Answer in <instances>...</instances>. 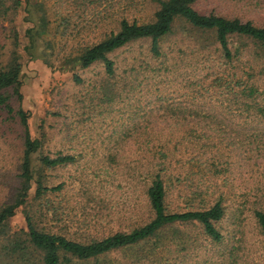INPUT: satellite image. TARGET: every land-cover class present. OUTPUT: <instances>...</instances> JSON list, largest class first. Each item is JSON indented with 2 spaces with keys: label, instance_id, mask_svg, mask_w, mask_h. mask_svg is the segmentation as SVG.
<instances>
[{
  "label": "rangeland",
  "instance_id": "374dc122",
  "mask_svg": "<svg viewBox=\"0 0 264 264\" xmlns=\"http://www.w3.org/2000/svg\"><path fill=\"white\" fill-rule=\"evenodd\" d=\"M194 6L264 24V0H196ZM157 7L158 0H0V67L13 57L22 64V98L9 87L10 104L29 112L30 134L41 140L27 199L0 235V264H42L25 213L37 228L80 240L149 220L146 169L159 147L172 177L170 209L208 204L224 192L222 239L212 240L198 222L175 223L70 264H264L254 216L264 207V49L235 34L227 60L213 30L177 17L158 55L147 37L110 51L113 74L101 60L84 68L72 60L117 29L121 17L149 20ZM22 148L19 117L0 108V205L18 187ZM58 151L75 160L40 164V153Z\"/></svg>",
  "mask_w": 264,
  "mask_h": 264
},
{
  "label": "trees",
  "instance_id": "16d2710c",
  "mask_svg": "<svg viewBox=\"0 0 264 264\" xmlns=\"http://www.w3.org/2000/svg\"><path fill=\"white\" fill-rule=\"evenodd\" d=\"M195 1L158 0V7L149 20L138 21L136 18L121 17L117 29L111 30L102 39L86 45L81 51L73 55L72 60L75 66L84 68L96 60H101L107 73L113 74L114 60L108 53L127 42L142 37L150 39V49L153 54L158 55L160 53L161 37L171 31L177 17H182L195 29L213 30L215 41L227 60L231 59L235 53L232 52L230 47V37L235 34L250 37L264 49V24H256L252 19L226 16L214 11H200L194 6ZM30 30V28H27L26 34L30 35ZM21 68L22 64L16 57H13L4 67H0V108L6 110L8 118L18 116L23 126L20 180L13 199L0 205V235L6 231L8 221L15 214L17 208L23 205L27 199L31 189V181L34 177L33 158L41 147L39 137H33L30 134L28 126L29 112L21 106L15 109L10 104L11 94L7 92V88H12L11 93L18 100L22 98ZM74 78L78 81L81 80L77 74H74ZM109 88L107 86L106 90L108 91ZM244 90L242 88V91ZM253 91L254 87L250 85L247 95L250 96ZM198 121H201V119L199 118ZM195 129L202 132L205 127ZM166 156V149L159 147L158 156L149 160L150 163L146 169L150 178L146 185V194L150 208L153 211L152 217L128 230H116L106 235L92 236L86 240H80L64 233L37 228L31 215L25 213L27 236L29 241L41 250L42 264H70L72 258L75 257L78 259L95 257L111 249L133 245L141 240L156 236L160 234L161 229L175 223L198 222L208 237L214 241L221 240L223 235L218 222L227 208L224 192H219L208 204L201 203L196 207L170 209L166 196L172 177L169 174ZM37 158L42 166L51 167L73 162L75 154L58 151L54 154L40 153ZM154 164L156 165L154 166ZM42 190L43 185L39 180L35 193L39 195ZM260 196H264V193H261ZM254 216L264 237V207L255 208Z\"/></svg>",
  "mask_w": 264,
  "mask_h": 264
}]
</instances>
